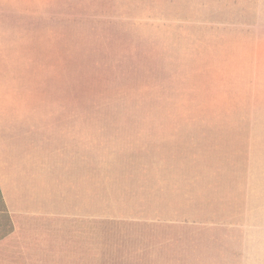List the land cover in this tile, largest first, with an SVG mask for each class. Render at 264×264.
I'll return each mask as SVG.
<instances>
[{
  "label": "rangeland",
  "instance_id": "1",
  "mask_svg": "<svg viewBox=\"0 0 264 264\" xmlns=\"http://www.w3.org/2000/svg\"><path fill=\"white\" fill-rule=\"evenodd\" d=\"M255 4L0 0V264H242Z\"/></svg>",
  "mask_w": 264,
  "mask_h": 264
},
{
  "label": "crops",
  "instance_id": "2",
  "mask_svg": "<svg viewBox=\"0 0 264 264\" xmlns=\"http://www.w3.org/2000/svg\"><path fill=\"white\" fill-rule=\"evenodd\" d=\"M216 4V5H220ZM255 39L251 69V98L254 103L264 104V0H256ZM250 168H264V130L258 143L249 145ZM264 178V170H262ZM259 221L253 228L246 229L242 264H264V211L253 222Z\"/></svg>",
  "mask_w": 264,
  "mask_h": 264
}]
</instances>
